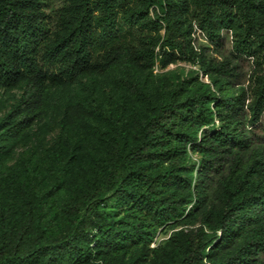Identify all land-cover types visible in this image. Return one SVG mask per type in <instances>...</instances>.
Here are the masks:
<instances>
[{
  "label": "trees",
  "instance_id": "16d2710c",
  "mask_svg": "<svg viewBox=\"0 0 264 264\" xmlns=\"http://www.w3.org/2000/svg\"><path fill=\"white\" fill-rule=\"evenodd\" d=\"M50 19L0 0V264H264L246 130L264 120V0H63ZM197 32L252 61L246 88ZM178 61L198 71L154 72Z\"/></svg>",
  "mask_w": 264,
  "mask_h": 264
},
{
  "label": "rangeland",
  "instance_id": "374dc122",
  "mask_svg": "<svg viewBox=\"0 0 264 264\" xmlns=\"http://www.w3.org/2000/svg\"><path fill=\"white\" fill-rule=\"evenodd\" d=\"M63 5V0H44V8L45 12L50 16L51 24L54 23V16L55 12ZM195 46L197 48H203L205 50L206 56L209 58H213L216 62H222L226 58L231 61V66L235 67L234 73L237 75L234 79H232L233 85L235 87H244L248 86V79L250 73L253 68V64L251 60L246 59H233L231 57V39L229 35L223 34V40L219 46H214L207 42L206 38L200 32L195 34ZM198 71L197 65H191L190 63L184 61H178L175 64H171L167 66L165 69H160L159 67L155 68V73H166L169 71H177L179 73L186 74L188 71ZM200 79L208 83V79L203 77L200 74ZM18 90H13L8 92L4 98H8L10 95H18ZM0 95H2V91H0ZM9 100V99H8ZM10 102V101H9ZM247 132L249 133L251 146L252 147H260L264 154V120L260 122V124L256 125L254 128L248 127ZM58 133V129H55L52 133L48 134L44 144L49 145L53 142L56 135ZM38 144L30 143L28 140L27 142H21L20 145L8 156L6 161L7 165L12 164L16 160L20 159L21 157L31 154L33 151H38ZM200 158L197 155H191V161L195 163L197 166L199 164ZM102 208V207H100ZM107 212H114L115 208L112 204H108L106 207ZM166 235L159 236L157 240L161 238H165Z\"/></svg>",
  "mask_w": 264,
  "mask_h": 264
}]
</instances>
